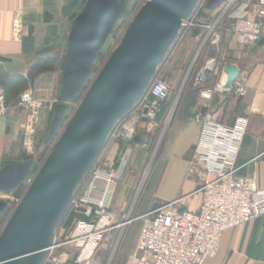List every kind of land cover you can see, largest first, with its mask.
Masks as SVG:
<instances>
[{
	"label": "crops",
	"instance_id": "obj_1",
	"mask_svg": "<svg viewBox=\"0 0 264 264\" xmlns=\"http://www.w3.org/2000/svg\"><path fill=\"white\" fill-rule=\"evenodd\" d=\"M249 1L255 4L260 0ZM80 3L81 0H0V90L5 94L7 107L0 121V221L5 223L0 235L8 222V207L11 204L8 196L15 195V191L20 188L27 168L21 129L27 111L18 105L19 96L25 91H31L34 99L42 103L53 99L57 101L53 110L49 111L46 107L39 110L36 125L38 149V144H41L46 134L50 115L56 108L64 107L69 102V99L62 96L61 77L68 55V38L74 21L82 13L79 11ZM223 5L224 0H220L219 5L213 8L205 7L209 13L207 18L216 13L211 23L193 24L197 15V9L194 10L186 21L190 24L181 26L175 41L155 71L153 79L168 74L176 46L184 38L190 39L189 46L198 45L192 86L184 92L175 109L164 144L162 167L150 202L153 205L136 217L144 215L155 205L176 199L180 200L181 210L198 209L200 194L195 191L202 183L198 175L189 176L193 150L198 140V129L193 117L199 108L206 105V101L200 98L194 78L203 72L201 87L208 88L220 79L221 74H225V65L234 66L238 70V76L241 73L246 75L247 93L244 96L214 95L208 110L219 123L229 127L239 118L247 120L246 133L235 167L238 169V176L253 177L258 188L264 189V37L253 47L239 46L229 34L230 22L226 19L219 22L213 34L207 37L208 28L218 19ZM19 9L24 14V38L17 43L11 40V25L13 13ZM51 62L55 64L49 66ZM142 97L133 105L128 115ZM115 127L116 125L113 129ZM108 144L115 150L123 147L120 142L110 139ZM115 194L116 190L110 210L121 215L119 208L123 200H119ZM126 217L128 216L122 214L120 220ZM88 219L90 220L87 217L86 221L89 222ZM71 232L72 230L67 239ZM68 245L75 247L73 243ZM134 248L135 245L129 253ZM64 251L63 256L67 258V250ZM92 264L99 262L95 260ZM203 264H264V217L225 232L221 236L217 256Z\"/></svg>",
	"mask_w": 264,
	"mask_h": 264
},
{
	"label": "built area",
	"instance_id": "obj_2",
	"mask_svg": "<svg viewBox=\"0 0 264 264\" xmlns=\"http://www.w3.org/2000/svg\"><path fill=\"white\" fill-rule=\"evenodd\" d=\"M201 7L200 3L197 11ZM23 17L20 9L13 13L11 40L17 43L24 38ZM225 19L230 22L228 31L234 42L245 48L253 47L264 37V0L255 4L249 0H224L218 19L208 28L207 37ZM188 23L182 25L187 26ZM246 78L241 73L229 91L225 90L226 74H221L220 79L208 88L201 87L203 72L194 78L200 98L206 101V105L199 108L193 117L198 140L189 176L198 175L202 183L195 191L200 194L198 209L181 210L180 200L176 199L162 202L142 216L126 217L115 224L119 215L110 210V204L131 155L137 132L143 123L150 125L156 122L161 106L171 96L167 82L159 76L153 79L139 104L110 134L109 139L120 142L123 147L120 150L111 148L105 155L102 153L94 165L90 182L83 190L80 200L82 208L88 211L85 214L90 221L76 224L66 241V244L73 243L79 251L72 264H92L105 233L135 220L141 223L135 248L123 264H203L217 256L220 239L225 232L264 217V189L258 188L253 177L238 176L235 167L247 120L239 118L229 127L219 123L208 110L214 95H246ZM56 104L55 99L43 103L35 100L31 91L19 96L18 105L27 111L25 122L21 125L22 148L27 157L34 156L37 150L36 125L40 108L46 107L51 111ZM6 111L5 94L0 90V121ZM30 182L28 180L27 184ZM19 201L15 200L14 204ZM63 245L65 243L52 239L47 249L51 264H57L54 250Z\"/></svg>",
	"mask_w": 264,
	"mask_h": 264
},
{
	"label": "water",
	"instance_id": "obj_3",
	"mask_svg": "<svg viewBox=\"0 0 264 264\" xmlns=\"http://www.w3.org/2000/svg\"><path fill=\"white\" fill-rule=\"evenodd\" d=\"M197 2L198 0H149L143 6L120 47L95 79L82 109L57 144L53 153L54 158H57L54 170L47 165L40 171L2 231L0 264L42 263L52 243L55 222L53 220L37 227L34 224L37 222L34 220L35 212L28 203L36 196H50V193H39L42 174L59 173L62 168L68 169L70 173L81 172L97 158L115 123L128 115L148 88L182 23L190 18ZM120 9L116 0H88L84 11L74 21L68 38L67 64L62 75L64 99L73 97L77 88L74 86L80 82V72H74L71 68L80 65L83 58L91 59ZM223 71L226 74L225 90L229 91L238 76V70L234 66L225 65ZM82 75H87V70ZM178 98L175 99L173 110ZM57 119L59 118L55 117L53 125L57 123ZM142 121L146 122L145 119ZM25 218L30 220L26 226Z\"/></svg>",
	"mask_w": 264,
	"mask_h": 264
},
{
	"label": "rangeland",
	"instance_id": "obj_4",
	"mask_svg": "<svg viewBox=\"0 0 264 264\" xmlns=\"http://www.w3.org/2000/svg\"><path fill=\"white\" fill-rule=\"evenodd\" d=\"M87 1L88 0H81L79 11H84ZM116 1L121 9L112 23L111 28L105 35L100 47L93 52L91 59L87 60L86 58H83L80 65L71 68L74 72H80V82L77 86H74L77 88L73 97L69 99V102H66L63 105L64 107L60 106L59 109L56 108L54 110L50 115L46 134L41 144H38V149L36 150L35 155L32 157H25L27 168L25 169L21 186L15 191V195L8 196L9 200H11V204L8 207V221L21 205L24 195L34 179L40 174V171H42L47 165L50 166V169L54 170L53 166L57 165V158H54L53 153L55 152L57 144L62 140L72 120L82 109L85 97L98 74L107 64L113 53L120 47L129 28L134 24L143 6L149 2V0ZM200 3L202 4V7L197 11V15L192 23H211L216 16V13L215 16L207 18L209 13H207L208 10L205 7L210 6V8H213L214 6L219 5L220 0H198L195 10ZM189 40L190 39L188 38H184L178 43L175 53L173 54L174 60L171 69L168 70L167 75L159 77V79L169 84L171 88V96L169 100L161 106L159 111V113H161L157 116L155 123L144 126L141 125V129H139V132L136 135L135 142L132 144L131 155L129 156L128 161H126V165L116 187L115 196H118L119 200H123V204L119 209L122 211V214L130 218H135L136 215L141 214L146 211L150 205H153L150 204V202L153 200L152 192L162 167L163 149L166 138L169 135L168 130L181 97L188 87L192 86V76L195 72V62H197L198 58V56H196L198 45L195 46V44H192L189 46ZM54 64L55 62H51L49 63V66H53ZM72 64L74 65V63ZM61 66L64 65L61 64ZM85 70H87V75L84 76L82 73ZM147 89L144 91L143 95L146 94ZM177 97L179 98L173 110L174 102ZM55 117L59 119H57V123L53 125ZM125 117L126 116L119 119L115 125L124 120ZM112 129L105 139L101 152L98 154L97 158L86 167L87 169L81 172L73 171L72 173L68 172V169L65 168H62L59 173L51 172V174H49V172H44L39 180L41 184V191H39V193L44 195L50 193V196H36L33 200L28 201L30 209L35 212V216H33L35 217L34 220H37V222L34 224H36L37 227H40L48 222L51 223L54 220L55 229L53 238H55L57 242L65 243L60 249L54 250L53 255L57 256V264H70L75 261L76 256L79 253L76 247H70L66 244L67 235L80 221H88L76 219L74 220L75 222H70L67 225L68 216L70 212L74 210H81L85 213L88 212L87 209L85 210L82 208L83 203L80 198L86 184L90 182L93 176L92 173L95 170L94 165L97 160L103 152V155H105L111 149L108 140ZM83 160L84 158H82V161ZM75 163L77 164L78 160ZM28 180H31L30 184H27ZM17 199L20 201L15 205L14 201ZM23 204L25 205L26 201ZM121 215L116 218L117 223L115 224H119L121 221ZM0 222L1 232L5 223L2 222V220ZM29 222L30 220H26L25 218L24 226L28 225ZM139 228L140 221L135 220L125 227L109 230L105 233L102 243L95 252L96 254L93 261L96 260L99 264H123L125 259L131 254L129 251L135 245ZM64 250H67V258L63 256L64 252H66ZM47 256L46 252L41 264H51L48 261Z\"/></svg>",
	"mask_w": 264,
	"mask_h": 264
},
{
	"label": "trees",
	"instance_id": "obj_5",
	"mask_svg": "<svg viewBox=\"0 0 264 264\" xmlns=\"http://www.w3.org/2000/svg\"><path fill=\"white\" fill-rule=\"evenodd\" d=\"M182 98V97H181ZM181 100V99H180ZM180 103V101H179ZM76 219H80V220H86L87 217H86V214L84 211H81V210H74L72 212H70L69 216H68V221H67V225L68 223L70 222H73L74 220ZM75 222V221H74ZM141 225V223H140ZM72 227V225H71ZM140 229V228H139ZM139 232V231H138ZM124 263V262H123Z\"/></svg>",
	"mask_w": 264,
	"mask_h": 264
}]
</instances>
